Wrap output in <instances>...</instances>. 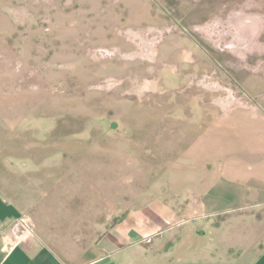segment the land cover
<instances>
[{"label": "rangeland", "instance_id": "obj_1", "mask_svg": "<svg viewBox=\"0 0 264 264\" xmlns=\"http://www.w3.org/2000/svg\"><path fill=\"white\" fill-rule=\"evenodd\" d=\"M226 102L264 110V0H0V184L82 189L87 239L181 189Z\"/></svg>", "mask_w": 264, "mask_h": 264}, {"label": "crops", "instance_id": "obj_2", "mask_svg": "<svg viewBox=\"0 0 264 264\" xmlns=\"http://www.w3.org/2000/svg\"><path fill=\"white\" fill-rule=\"evenodd\" d=\"M181 155L197 169L170 178L181 189L118 211L90 239L76 221L91 205L71 203L82 189L28 188L18 201L0 184V264H264V110L219 104Z\"/></svg>", "mask_w": 264, "mask_h": 264}]
</instances>
